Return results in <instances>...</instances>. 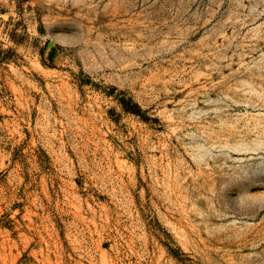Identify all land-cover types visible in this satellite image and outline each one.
<instances>
[{"label": "rangeland", "instance_id": "374dc122", "mask_svg": "<svg viewBox=\"0 0 264 264\" xmlns=\"http://www.w3.org/2000/svg\"><path fill=\"white\" fill-rule=\"evenodd\" d=\"M0 264H264V0H0Z\"/></svg>", "mask_w": 264, "mask_h": 264}, {"label": "trees", "instance_id": "16d2710c", "mask_svg": "<svg viewBox=\"0 0 264 264\" xmlns=\"http://www.w3.org/2000/svg\"><path fill=\"white\" fill-rule=\"evenodd\" d=\"M119 103L125 111L141 116V108L132 98H121Z\"/></svg>", "mask_w": 264, "mask_h": 264}]
</instances>
